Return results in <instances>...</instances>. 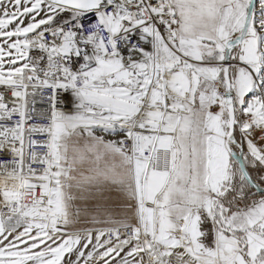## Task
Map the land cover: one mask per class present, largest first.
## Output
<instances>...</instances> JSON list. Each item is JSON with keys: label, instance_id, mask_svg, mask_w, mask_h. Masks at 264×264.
Segmentation results:
<instances>
[{"label": "snow or ice", "instance_id": "6c2138e0", "mask_svg": "<svg viewBox=\"0 0 264 264\" xmlns=\"http://www.w3.org/2000/svg\"><path fill=\"white\" fill-rule=\"evenodd\" d=\"M0 264H264V0H0Z\"/></svg>", "mask_w": 264, "mask_h": 264}]
</instances>
